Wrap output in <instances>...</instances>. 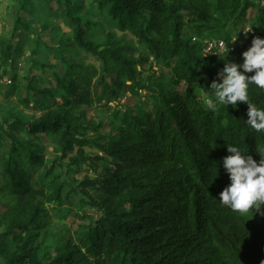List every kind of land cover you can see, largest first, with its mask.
Listing matches in <instances>:
<instances>
[{
    "label": "trees",
    "instance_id": "1",
    "mask_svg": "<svg viewBox=\"0 0 264 264\" xmlns=\"http://www.w3.org/2000/svg\"><path fill=\"white\" fill-rule=\"evenodd\" d=\"M18 5L11 37L0 40V97L15 98L0 112V194L13 202L0 209V264H264V205L241 214L218 202L230 183L227 145L258 162L264 132L246 125L243 102L215 112L203 102L224 64L242 63L252 37L264 38V0ZM22 31L32 33L28 48L14 43ZM218 40L233 50L204 56ZM248 95L264 108V89L249 85ZM90 111L96 119L86 121ZM37 136L56 140L65 176L90 171L80 191L87 202H69L79 187L48 165ZM48 211L89 221L46 244Z\"/></svg>",
    "mask_w": 264,
    "mask_h": 264
},
{
    "label": "clouds",
    "instance_id": "2",
    "mask_svg": "<svg viewBox=\"0 0 264 264\" xmlns=\"http://www.w3.org/2000/svg\"><path fill=\"white\" fill-rule=\"evenodd\" d=\"M243 31L247 33L251 28ZM241 58L242 63L224 64L222 71L217 73L220 82H211V95H206L203 102L213 112L218 105L235 107L237 101L243 102L247 105L246 125L257 132H264V108L251 102L248 95L249 85L264 89V38L253 36L251 46L241 53ZM246 73L253 74L248 76ZM226 150L229 155L223 158L222 163L230 183L219 193L218 202L241 214L259 211L264 205V155L260 154L264 153V148L257 149L261 157L258 162L237 146L227 145Z\"/></svg>",
    "mask_w": 264,
    "mask_h": 264
},
{
    "label": "rangeland",
    "instance_id": "3",
    "mask_svg": "<svg viewBox=\"0 0 264 264\" xmlns=\"http://www.w3.org/2000/svg\"><path fill=\"white\" fill-rule=\"evenodd\" d=\"M2 3L0 4V40H6L8 38L11 37V34L13 33V29H14V19H15V12L17 10L20 9L19 5H18V0H2L1 1ZM21 15L23 17H26V13H21ZM257 16V13L256 14H252V17H251V21H254L255 18ZM58 23H61L58 22ZM250 26V24H249ZM32 30L35 34V36H38L39 38L41 39H44V41H50L49 40V35L50 33H46L44 31H42L40 34L38 33V26L34 25L32 27ZM64 30V33L62 34H65V35H68V31ZM22 33L21 36H17L15 38V41H22V48H28L30 47L31 45V42L33 39H31L30 37H32V33L31 32H27V31H22L20 32ZM62 34H61V38H62ZM26 36V37H24ZM28 38V39H27ZM63 39V38H62ZM64 41V39H63ZM51 45V44H50ZM143 50V49H142ZM15 56L12 57V60ZM18 66H16L17 68V72L18 73H21L22 72V63L21 61L18 62ZM220 79V77H219ZM1 84L3 85V88H7V86H10V79L9 77H4V79H2L1 81ZM2 88V90H3ZM8 91V89H6ZM6 91V92H7ZM5 92V90H4ZM5 93H3V95H7ZM198 94L200 97H203L204 93L203 91L198 88ZM1 98V97H0ZM3 100L6 102V106L3 107V108H0V112H1V115L6 113L7 111L13 109V100L15 98H12V97H2ZM1 98V99H2ZM124 101V100H123ZM123 101L121 103H123ZM127 102V101H126ZM130 104L133 103V102H129ZM15 110H20V107H17ZM92 111H90L89 114H87L85 120L86 121H90V120H93V119H96L94 117H96V114H93L91 113ZM103 113V111H101ZM26 138V136H25ZM36 139L38 140V142L43 145L45 147V155H46V160H47V163L49 166L52 165L53 161L56 163L55 167H57V172H60V175L62 177V180H65L66 179V182L69 183V184H72L74 185L75 187H79L78 188V191H77V194L76 196H72L70 199H69V202L71 204H76L79 200L83 199V201L87 202L88 201V198L86 196H83L81 194V184L83 182V177H91V174H90V171H87L85 168H83L81 174H76V175H73V174H69V175H64V171L66 170V168H68V163L66 160H61V161H58V159L61 157V153L59 152V150L57 149V142L56 140L50 138V137H41V136H37ZM88 152L92 153L94 152V150H87ZM39 175H45V169L44 168H41V169H38L36 171V176H39ZM0 185H3V182L0 181ZM70 191V187L66 186L63 191H62V196H65L67 193H69ZM87 193L90 197H95V193L92 191V190H87ZM12 199L10 197H8L7 195H2L0 194V209H3L5 206H11L12 204ZM65 207H69V205L67 203H65ZM45 208L46 210H49L51 208V206L49 205H45ZM88 209V205H86L82 211L84 212H87V213H90L91 215H93V211L92 210H87ZM48 214H50L51 216V219H50V224H49V228H50V231H51V234L48 236V238L46 240H44L46 242V244H49L55 237H57V235L64 229L65 232H69L71 233L73 230H75L77 227H80V226H85L87 225L88 223V218H86V216H82V213L80 211H72L71 214H69L67 216L66 219L62 220L60 217H57V216H54L51 211H48Z\"/></svg>",
    "mask_w": 264,
    "mask_h": 264
},
{
    "label": "built area",
    "instance_id": "4",
    "mask_svg": "<svg viewBox=\"0 0 264 264\" xmlns=\"http://www.w3.org/2000/svg\"><path fill=\"white\" fill-rule=\"evenodd\" d=\"M225 45L227 48L225 47ZM227 49H228V51L233 50V48L230 45H227L226 43H224L221 40L208 41L204 45L203 53H204V56H207L211 53L223 54V53L227 52Z\"/></svg>",
    "mask_w": 264,
    "mask_h": 264
}]
</instances>
